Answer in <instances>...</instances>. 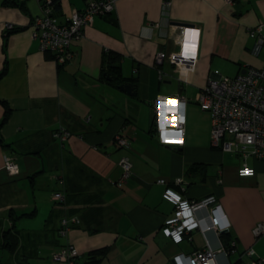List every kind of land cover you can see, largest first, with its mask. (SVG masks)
<instances>
[{
	"label": "crops",
	"instance_id": "crops-1",
	"mask_svg": "<svg viewBox=\"0 0 264 264\" xmlns=\"http://www.w3.org/2000/svg\"><path fill=\"white\" fill-rule=\"evenodd\" d=\"M88 1L60 0L54 15L70 18ZM167 1L118 0L111 15L84 28L75 57L62 66L32 38L45 0H0V122L3 101L12 110L0 129L7 145L0 144V264H56L52 254L68 244L79 251L75 264H175L177 256L189 264L208 246L219 251L222 233L236 250L218 253L215 264H247L250 250L264 259V234L253 233L264 225V162L249 158L256 176L240 177L242 158L212 148L211 116L195 103L210 78L263 67L264 48L256 51L249 31L264 22V0H170L165 8ZM186 26L199 29L195 70L184 82L166 61L161 80L156 55L178 52ZM116 67L119 81L110 72ZM126 82L136 85V97L119 89ZM173 95L188 101L182 147L162 145L156 132L154 104ZM60 127L69 139L54 138ZM118 135L128 147L116 142ZM6 154L19 175L5 170ZM124 157L133 175L119 188ZM166 188L191 202L214 197L197 217L209 223L218 211L229 229L196 231L174 244L161 230L175 209L163 197ZM56 193L62 202L53 200Z\"/></svg>",
	"mask_w": 264,
	"mask_h": 264
},
{
	"label": "built area",
	"instance_id": "built-area-1",
	"mask_svg": "<svg viewBox=\"0 0 264 264\" xmlns=\"http://www.w3.org/2000/svg\"><path fill=\"white\" fill-rule=\"evenodd\" d=\"M118 0H89L84 10L75 12L70 18L60 20L53 13L52 1L45 0L42 16L34 24L32 38L38 43L44 53L53 55L58 65H65L75 57L73 46L84 37V28L92 26L97 16L111 15ZM236 0H226L233 5ZM170 5L168 0L164 7ZM8 31L14 26L8 24ZM250 38L256 42V51L264 48V22L250 29ZM199 52V29L193 26L180 27L179 51L172 54L159 52L156 55L155 67L160 79L164 73L161 67L169 61L180 73L182 81L187 82L188 76L194 72ZM137 72V71H136ZM187 99L181 95L160 97L154 104L155 126L157 136L162 145L184 146L186 133ZM195 103L211 116V146L224 153L238 155L242 165L238 169L240 177H255L256 170L249 166L248 159L253 158L264 162V65L257 69L245 67L235 77L221 76L210 78L207 85L197 93ZM89 120V119H88ZM55 139L65 141L71 133L60 127L53 133ZM179 141V142H178ZM116 142L122 147L129 146L126 137L118 135ZM4 168L11 175H19L20 168L15 159L4 155ZM121 178L116 184L119 188L125 186L133 175V164L128 157L120 160ZM166 185L165 179L159 180ZM163 197L174 206V213L165 219L162 225L163 234L174 244L183 243L193 232L205 233L209 230L222 232L228 230L223 225L218 211L212 215L209 223L197 217V211L216 203L214 197L200 202H191L170 188H166ZM53 200L62 202V193L54 194ZM73 224H79L78 219H72ZM70 221L62 223L61 235L67 236L70 231ZM253 233L255 237L264 234V225H257ZM223 252L229 255L224 246L219 251L207 247L197 251L188 258L189 264H215L217 254ZM250 257L247 264H264V259L255 258L252 250L246 253ZM79 257L78 249L72 244L63 246L52 254L53 263L75 264ZM175 264H184L182 256L175 257Z\"/></svg>",
	"mask_w": 264,
	"mask_h": 264
},
{
	"label": "trees",
	"instance_id": "trees-1",
	"mask_svg": "<svg viewBox=\"0 0 264 264\" xmlns=\"http://www.w3.org/2000/svg\"><path fill=\"white\" fill-rule=\"evenodd\" d=\"M51 1H52L53 13H54V10L58 6L60 0H51ZM110 72L112 74L116 75V78H115L116 81H119L120 80V78H121V69L119 67H116V68L111 69ZM109 76H112V75H109ZM3 104L5 105L6 110H5L4 117H3L2 121L0 122V129L3 126V124L8 120V118H9V116L11 114V111H12L7 102L3 101ZM0 144L3 145V141L1 139H0ZM3 146L6 147L7 145H3ZM225 235H226L225 233H222V239L224 240V242H223L224 248L229 253V255H232L233 253H235L236 247H235V245H231L227 241H225V239H226L225 238L226 237ZM10 241H12V240H10ZM12 245H13L12 242H6L4 246L9 247L10 249H12L13 248ZM90 259H93V256H90ZM93 262H94V260L91 263H93ZM97 263L98 262L96 261V264ZM241 263H242V259L239 260V261H237L234 264H241Z\"/></svg>",
	"mask_w": 264,
	"mask_h": 264
},
{
	"label": "water",
	"instance_id": "water-1",
	"mask_svg": "<svg viewBox=\"0 0 264 264\" xmlns=\"http://www.w3.org/2000/svg\"><path fill=\"white\" fill-rule=\"evenodd\" d=\"M108 81H112L113 77L109 76L107 77ZM119 89L123 92L126 93L129 96L136 97L137 92H136V85L131 83V82H126L122 85L119 86Z\"/></svg>",
	"mask_w": 264,
	"mask_h": 264
},
{
	"label": "rangeland",
	"instance_id": "rangeland-1",
	"mask_svg": "<svg viewBox=\"0 0 264 264\" xmlns=\"http://www.w3.org/2000/svg\"><path fill=\"white\" fill-rule=\"evenodd\" d=\"M234 72H235V71H234ZM234 72L231 73V74H230V73H225L224 76L235 77V74H236V73H234ZM250 162H251V163L253 162V159H252V158L250 159Z\"/></svg>",
	"mask_w": 264,
	"mask_h": 264
},
{
	"label": "snow or ice",
	"instance_id": "snow-or-ice-1",
	"mask_svg": "<svg viewBox=\"0 0 264 264\" xmlns=\"http://www.w3.org/2000/svg\"><path fill=\"white\" fill-rule=\"evenodd\" d=\"M179 142V141H178Z\"/></svg>",
	"mask_w": 264,
	"mask_h": 264
}]
</instances>
